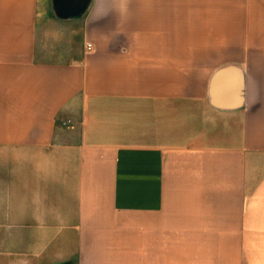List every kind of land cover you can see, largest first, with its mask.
I'll use <instances>...</instances> for the list:
<instances>
[{
    "label": "crops",
    "instance_id": "crops-1",
    "mask_svg": "<svg viewBox=\"0 0 264 264\" xmlns=\"http://www.w3.org/2000/svg\"><path fill=\"white\" fill-rule=\"evenodd\" d=\"M0 264H264V0H0Z\"/></svg>",
    "mask_w": 264,
    "mask_h": 264
},
{
    "label": "water",
    "instance_id": "water-1",
    "mask_svg": "<svg viewBox=\"0 0 264 264\" xmlns=\"http://www.w3.org/2000/svg\"><path fill=\"white\" fill-rule=\"evenodd\" d=\"M91 0H54L57 12L62 17L79 15Z\"/></svg>",
    "mask_w": 264,
    "mask_h": 264
},
{
    "label": "built area",
    "instance_id": "built-area-1",
    "mask_svg": "<svg viewBox=\"0 0 264 264\" xmlns=\"http://www.w3.org/2000/svg\"><path fill=\"white\" fill-rule=\"evenodd\" d=\"M88 48H89V49H92V44H89V45H88ZM64 124H67V123L65 122Z\"/></svg>",
    "mask_w": 264,
    "mask_h": 264
}]
</instances>
